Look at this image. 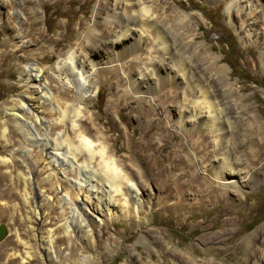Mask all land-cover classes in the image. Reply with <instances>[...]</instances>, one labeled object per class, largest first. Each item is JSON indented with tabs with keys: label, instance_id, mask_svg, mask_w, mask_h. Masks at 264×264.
I'll use <instances>...</instances> for the list:
<instances>
[{
	"label": "rangeland",
	"instance_id": "1",
	"mask_svg": "<svg viewBox=\"0 0 264 264\" xmlns=\"http://www.w3.org/2000/svg\"><path fill=\"white\" fill-rule=\"evenodd\" d=\"M154 2L153 13L172 29L175 38L190 42L176 52L153 50L150 56L163 59L171 68L174 64L175 69L190 63L196 75H188L187 89L164 81L142 97L132 81L144 71L146 59L131 46L121 49L108 73L98 75L82 107L87 116L97 118L94 126L105 132L120 165L145 191L140 209L132 199L124 216H107L94 199L95 209L90 208L84 220L88 232L66 233L61 224L69 216V204L60 196L71 190L66 177L76 178L77 172L65 171L61 165L53 172L43 146L25 139L11 107L20 96H29V105L40 117L50 123L58 121L26 85L23 69L28 63L46 68L49 73L44 78L53 77L49 90L61 100L74 102L76 88L59 75L58 61L72 47L81 54L102 53L112 37L108 22L116 19L119 5L114 0H0V224L7 229L0 241V264H183L169 256L173 252L192 256L199 263L240 264L248 257L249 264H264V236L257 237L264 230V157L251 165L258 172L257 180L229 188L230 193L224 195L211 166L223 152L245 161L257 142L264 147V8L256 14L261 24L248 36L239 28L242 20L236 11L228 14L226 0ZM184 11L194 17L184 19ZM10 16L11 27L7 25ZM228 30L236 41L230 50L221 43L231 42ZM197 79L230 106L228 115L233 121L222 133L215 134L208 127L185 129L178 122L180 107L199 97ZM68 89L65 97L61 91ZM35 126L45 133L42 125L36 122ZM197 140L209 145L201 155L191 148ZM179 146L191 152L189 163L179 160ZM206 154L210 157L204 161L201 157ZM182 167L188 170L185 178L180 177ZM184 189L205 190L218 197L183 200L174 207L177 199L164 198L171 191L179 198ZM113 200L122 202L124 195H113ZM223 231L221 242L213 239ZM43 241H48V253ZM253 241L262 250L256 255L249 246ZM11 253L16 257L7 262Z\"/></svg>",
	"mask_w": 264,
	"mask_h": 264
},
{
	"label": "bare ground",
	"instance_id": "2",
	"mask_svg": "<svg viewBox=\"0 0 264 264\" xmlns=\"http://www.w3.org/2000/svg\"><path fill=\"white\" fill-rule=\"evenodd\" d=\"M114 1L119 7L114 12L116 19L108 22L112 37L108 42L104 43L105 50L100 54L94 50H92L93 52L87 51L81 54L77 48L72 47L71 51L67 55L62 56L58 61L59 75H64L68 82L76 88V94H74L76 100L74 102L61 100L59 95L49 90L48 86L50 81H53V77L51 76V80L44 78L49 73L46 71V68L37 67L34 63H28L23 69V73L27 79L26 85L33 90V93L38 95L39 99L44 100V103L48 106L47 109H49L48 114L57 115L59 117L57 119L58 121L50 123V121L40 117L38 111L29 105V100H31L29 96H20L11 107V112L15 119H17L25 139L43 146L46 151L47 160L53 165V172L60 165L65 166V171L77 172L76 178L66 177V181L69 183L71 190L69 193L64 194V196H60L61 201L69 204V216L61 224L66 233H71L74 230L80 233L88 232L84 220H86L85 218L89 209L94 208L92 205L94 199L105 208L107 216L115 217L117 214L124 216L130 209L129 203L132 199L138 203L137 208L140 209V205H142L141 198L145 191L139 183L131 179L124 169L125 166L120 165L119 159L115 156L116 153L107 144L105 132H101L98 127L94 126L98 123L97 118L94 115L87 116L86 110L82 107V102L86 100L92 86L96 84L98 75L108 73L114 65L113 62L116 61L119 53L122 52L121 49H125L128 46L141 51L145 55L146 67L143 68L144 71L138 72L132 81L134 88L140 92V96L142 97H146V94L148 95L150 91L158 88L164 81L178 85L181 84L187 89V80L189 81L190 79L187 78L188 75L194 77L196 75L190 63H186L183 69H175L174 64H172L171 68L170 64L166 63L163 59L150 56L153 50H161L169 54L176 52L178 49L186 47L190 42H179L175 38L172 29L165 23L163 24L158 19V16L154 14L155 12L153 13L152 7L157 6L156 2H154L156 0ZM226 1L228 14L231 16V13L235 14L236 11L242 20L239 28H243L246 30L248 36H251L252 31H256V26L260 23L257 21L256 14L259 8L263 10L264 0ZM11 4V1H7L8 7ZM182 16L186 20L194 17L193 14L186 11L182 12ZM12 18L13 16H10L7 20L9 27L12 25ZM261 23L264 25V16ZM16 36L17 38L21 37L19 33ZM196 85L199 90V97L187 100L180 107L181 115L177 117L179 118L178 122L182 123L180 125L185 129L208 127L210 129L209 131H213L215 134L222 133L227 127H230L233 121L231 116L228 115L230 106L227 103L222 104L221 100L217 99L216 93L211 88L206 87L204 81L197 79ZM71 89L61 92L64 93L65 97H68ZM36 122L42 125L45 130L44 134L41 133V130L40 132L38 131L39 128L35 126ZM60 128L62 130L54 135L53 132ZM94 128L96 130L95 134L93 133ZM50 134H53L52 138H50ZM208 147V144H204L200 140L191 143L192 151L197 155H201ZM76 149L80 152H76ZM177 152H179L180 161L185 160L189 163L192 154L189 150L187 151L186 147L182 148V146H179ZM209 157L210 155L206 154L201 158L205 161L209 160ZM263 157V144L257 142L256 148L249 151L248 158H245V161L238 159L239 157L233 159L230 152H223V156L211 161V166L215 171V178L219 183V187L221 190L226 191L222 194L230 193L229 188H242L247 186L251 180H257V177H259L257 175L258 172L251 165L260 162ZM97 160L98 163L95 166L93 163ZM187 168H190V166H187ZM262 168L264 169V164ZM181 171L180 177L185 178L188 170L182 167ZM50 174L52 173H49V176ZM187 189L181 191L182 194L180 193L179 198L176 191L167 192L164 198L177 199L172 203L174 207L178 206L183 200H187L188 202V200H200L202 197H208V200H211L213 197H218L213 192L208 193V191L201 190L199 193H196L193 189ZM116 194H123L124 200L122 202L114 201L113 195ZM54 208L53 203L52 210ZM48 215L51 216L52 214ZM228 221H232V218H228ZM145 232L149 233V230L147 229ZM224 234V231L221 234L217 233L213 236V239L221 242ZM261 236H264V230L258 232L257 237L260 238ZM44 243V246H46L44 250L48 253V241ZM249 246L253 250L251 251L252 254L256 255L262 251L260 249L261 247L259 248L254 241ZM220 248L227 250L224 247ZM168 254L172 259L178 260L183 264H207L206 261L199 263L192 256L179 255L175 252ZM15 257V254L11 253L7 258V262L12 261ZM250 261L251 259L247 257L240 264H249Z\"/></svg>",
	"mask_w": 264,
	"mask_h": 264
},
{
	"label": "trees",
	"instance_id": "3",
	"mask_svg": "<svg viewBox=\"0 0 264 264\" xmlns=\"http://www.w3.org/2000/svg\"><path fill=\"white\" fill-rule=\"evenodd\" d=\"M211 23H212V25L214 24L213 22H211ZM227 37L230 38L231 42H229L228 40H221L222 41L221 43L225 46V48L230 50L233 47V45L236 43L235 35H234V33L232 31L228 30L227 31Z\"/></svg>",
	"mask_w": 264,
	"mask_h": 264
},
{
	"label": "water",
	"instance_id": "4",
	"mask_svg": "<svg viewBox=\"0 0 264 264\" xmlns=\"http://www.w3.org/2000/svg\"><path fill=\"white\" fill-rule=\"evenodd\" d=\"M7 229L5 224H0V241L6 236Z\"/></svg>",
	"mask_w": 264,
	"mask_h": 264
}]
</instances>
